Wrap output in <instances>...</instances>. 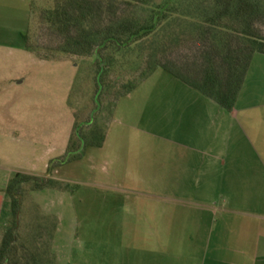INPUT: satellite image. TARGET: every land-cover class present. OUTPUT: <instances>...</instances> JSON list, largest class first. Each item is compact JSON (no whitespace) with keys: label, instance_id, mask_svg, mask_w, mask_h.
<instances>
[{"label":"crops","instance_id":"0c3cea01","mask_svg":"<svg viewBox=\"0 0 264 264\" xmlns=\"http://www.w3.org/2000/svg\"><path fill=\"white\" fill-rule=\"evenodd\" d=\"M32 22L33 0H0V93L35 58L23 42ZM259 56L231 110L171 75L138 106L141 121L163 130L106 133L100 148L123 175L108 179L106 211L96 214L107 221V248L97 250L107 252L106 264H264ZM111 140L121 143L109 147Z\"/></svg>","mask_w":264,"mask_h":264},{"label":"rangeland","instance_id":"374dc122","mask_svg":"<svg viewBox=\"0 0 264 264\" xmlns=\"http://www.w3.org/2000/svg\"><path fill=\"white\" fill-rule=\"evenodd\" d=\"M59 2L33 0V22L23 42L34 47L35 58L21 62L16 81L19 83L0 93V212L3 189L15 174L59 180L67 186L65 190L44 188L25 194L21 210L23 228L34 222L35 211H40L41 216L55 217L53 252L57 264H95L94 257L97 264L99 260V264H106L107 252L97 250L107 248V221L98 219L96 214L106 211L108 179L123 175L111 171L109 151L97 146H83L78 157L69 159L76 153L71 154L69 141L78 126L86 133L99 127L105 134L163 130L164 124H157L154 119L141 121L138 106L141 100L148 99L146 95L154 98L157 87L169 84L172 74L162 69L117 100L129 83L138 82L148 70L146 56L140 57L136 51L122 52L116 64L103 73L104 86L97 100L94 56L58 50L62 37L50 27L46 14ZM133 9L140 10L132 7L129 11ZM261 29L264 33V24ZM47 55L55 58L41 57ZM253 71L257 77L255 95L261 97L264 62L256 61ZM111 143L121 141L111 140L109 147ZM2 238L0 224V242Z\"/></svg>","mask_w":264,"mask_h":264},{"label":"trees","instance_id":"16d2710c","mask_svg":"<svg viewBox=\"0 0 264 264\" xmlns=\"http://www.w3.org/2000/svg\"><path fill=\"white\" fill-rule=\"evenodd\" d=\"M132 7L140 10L130 12ZM46 17L62 37L60 52L94 56L97 100L103 73L116 64L120 53L136 51L146 56L148 70L117 100L162 68L231 110L254 55L264 54V0H60ZM27 47L35 51L30 43ZM183 49L188 51L181 53ZM105 138L99 127L86 133L78 126L68 147L77 154L69 159L78 157L83 146L101 147ZM44 188L67 186L49 176L25 173L15 174L5 185L0 264H57L56 218L35 211L33 223L24 228L21 223L25 194Z\"/></svg>","mask_w":264,"mask_h":264}]
</instances>
